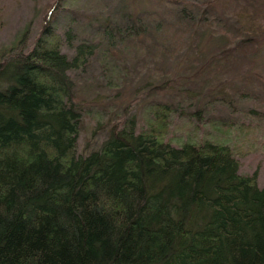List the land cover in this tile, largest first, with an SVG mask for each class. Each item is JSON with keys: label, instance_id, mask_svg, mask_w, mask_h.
Wrapping results in <instances>:
<instances>
[{"label": "trees", "instance_id": "obj_1", "mask_svg": "<svg viewBox=\"0 0 264 264\" xmlns=\"http://www.w3.org/2000/svg\"><path fill=\"white\" fill-rule=\"evenodd\" d=\"M102 1L78 39L77 10L62 22L67 0H52L33 41L28 24L0 57V264H264V175L237 156L257 140L234 134L264 130V0ZM217 2L233 11L216 16ZM177 43L191 56L172 60ZM150 51L172 66L139 93L175 94L115 106ZM94 57L105 82L78 89ZM85 116L102 136L83 152Z\"/></svg>", "mask_w": 264, "mask_h": 264}, {"label": "rangeland", "instance_id": "obj_2", "mask_svg": "<svg viewBox=\"0 0 264 264\" xmlns=\"http://www.w3.org/2000/svg\"><path fill=\"white\" fill-rule=\"evenodd\" d=\"M117 5L119 11L122 12H130L135 13L138 10L154 7L158 9L157 6L160 4L156 0H113ZM52 0H0V57L3 53L9 49L10 46L16 45L18 40L20 39L22 33L25 30V27L29 24L31 31L28 34V40L31 43L34 38V34L37 33L43 18L46 17L45 8L48 4H50ZM99 5H104L102 0L96 1H88V0H67L65 7L58 9L59 20L63 22L62 17L66 12L67 8L76 9L77 10V19L73 21L72 25L70 22L69 29H71V34L75 36V31L77 32L78 39L84 38L88 34V27L82 24L83 22H88V17L94 13V10H97L95 7ZM231 7H226L224 2H217L215 4V15L225 18L228 13L232 12ZM95 24V23H94ZM73 26V27H72ZM60 33V31H59ZM61 39L63 40L62 34H60ZM169 37H175L174 34H169ZM197 39V37H196ZM192 40L191 37H187L186 42ZM75 44V43H74ZM196 45V44H195ZM194 46V45H193ZM185 48L186 51L183 49ZM180 51H185L184 56H191L192 50L184 47L182 44L177 43L176 45V55L173 59L171 56L166 58L154 57L161 56L159 52L150 51L145 53L147 56L145 59L140 60L138 63H129V81L132 82L133 85L129 84L122 91V98L113 97L111 98L112 103L116 106L121 104L122 102H132L134 103V95L138 93L137 100L135 103L136 112H139L143 109L145 104L149 101L155 99L156 97H167L169 93L175 94V89L170 88L167 94L160 92L154 93L150 95V92H141L142 88H139L142 83H144L149 78H153L159 76V74L163 73L166 69L172 66V63L168 60H177L179 56H181ZM153 56V57H152ZM92 60L90 66L83 73H79L77 77L79 78L77 83V88L82 89L86 85L91 87L93 91L96 87V83H104L105 77L101 74V66L100 60L96 57ZM136 61V60H135ZM190 61V60H189ZM181 66V64H180ZM179 66V68H180ZM134 68V69H133ZM165 68V70H162ZM129 82V83H131ZM175 85V84H172ZM176 85H180L181 89H186V86L194 88L197 84H193L192 82L183 83V81H178ZM139 88V89H138ZM90 90V91H91ZM102 89H100L101 91ZM136 90L138 92H136ZM79 93V97H83ZM92 96L88 98V105L92 107L97 113L101 114V122L110 117H113L114 111H112L111 107L106 106V103L103 102H92ZM137 105V107H136ZM186 108V106H183ZM225 115V112H222ZM242 120H246L247 118H243L241 114H239ZM84 121L86 125L82 128L79 139H78V148L80 151L85 152L89 150L85 147L86 138L91 139L90 145L88 147H92L96 145V139H100L102 134H95L94 137L96 139H92L90 130L94 128L95 121H90L89 116L84 117ZM104 125V124H103ZM186 129V125L182 120H177L173 125V130L175 133L179 134ZM248 129L253 130L249 133H242L240 131L235 132L234 134L237 136H245L250 140H257L256 144L252 142L248 143V147L245 148L239 147L237 152L240 151V156L237 154L241 164L240 171L244 173H252L255 170L258 172V182H262V178L264 175V130L255 129L253 127H249ZM101 131V130H100ZM239 139V137H238Z\"/></svg>", "mask_w": 264, "mask_h": 264}, {"label": "bare ground", "instance_id": "obj_3", "mask_svg": "<svg viewBox=\"0 0 264 264\" xmlns=\"http://www.w3.org/2000/svg\"><path fill=\"white\" fill-rule=\"evenodd\" d=\"M250 232V231H249ZM247 234H248V232H247ZM252 234V233H251ZM247 237H248V235H247ZM249 237H250V234H249Z\"/></svg>", "mask_w": 264, "mask_h": 264}]
</instances>
